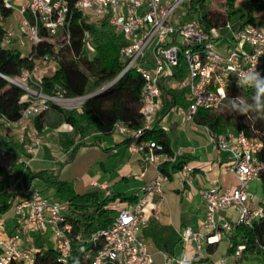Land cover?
I'll list each match as a JSON object with an SVG mask.
<instances>
[{"label":"built area","instance_id":"2783aa9c","mask_svg":"<svg viewBox=\"0 0 264 264\" xmlns=\"http://www.w3.org/2000/svg\"><path fill=\"white\" fill-rule=\"evenodd\" d=\"M189 0H0V7L9 10L16 23L3 27L1 46L15 49L22 56L31 54L33 67L22 68L14 76L0 75L8 84L23 90L20 103L24 104L21 116L16 121L2 117L5 125L24 126L29 117H36L51 109V102L73 109L78 105L58 87L49 96L44 92L43 77L56 70L54 56L35 57L34 49L43 40L57 46L69 44L70 24L75 11L82 13L87 23L103 26L106 30L120 33L124 38L120 55L121 72L104 87L114 84L130 69L142 77L141 93L142 126L131 129L121 120L115 122L113 133L125 138H139L153 128L158 108L162 103V88L178 89L184 93L186 105H176V111L185 120L193 122L199 110H216L227 98L228 90L238 87V75L233 70H256L264 75V29L256 24L243 27L228 21L224 27L204 29L197 17L184 20L185 3ZM7 17V18H8ZM43 32L45 34H43ZM229 38L225 51L219 49L218 40ZM84 40L90 53L92 35L86 30ZM181 60L186 75L176 77ZM54 63V64H52ZM53 65L52 69H50ZM43 68L48 71L43 72ZM62 91V92H61ZM90 96V95H88ZM87 97V96H86ZM85 101V100H84ZM84 101H79L83 104ZM81 108V106H80ZM79 108V109H80ZM73 129V127H70ZM213 148L227 156L226 169L232 172L238 184L228 190L221 189L212 181L203 193L205 218L199 228L186 226L182 238L186 249L192 248L191 256L184 255L178 264H192L207 256L210 244L228 240L229 249L234 248L230 237L238 225L252 228L264 222V200L258 202L250 184L264 179V162L258 154L262 142L249 137L244 131L229 128L225 133L210 131ZM23 139V134H22ZM133 139L128 147L132 153L141 155L145 165L154 166L155 177L140 189L137 201L117 199L112 205L116 216L112 224L91 234L89 243L101 242L98 250L90 255L91 264H151L141 231L149 225L147 207L150 197L157 195L159 203L164 196V181L167 175L161 170L167 161H175V155L158 152L161 145L155 141ZM34 145H26L31 152ZM15 161L11 151L0 144V171L8 178L6 190L16 194V202L9 216H0V264H35L36 255L53 248L59 253L58 260L67 262L74 238L82 240L81 234L73 235V223L69 215L70 201L39 189H29L21 184L15 174ZM186 172L193 171L184 165ZM102 189L108 185L101 184ZM111 195L107 190V196ZM157 207V205L155 206ZM234 209L235 219H227L223 211ZM11 222V223H9ZM52 234V243L41 245L28 243L25 236L37 237L40 233ZM247 250L246 242L238 244L230 255L241 261ZM254 252L264 256V240L256 239ZM224 260H222L223 262Z\"/></svg>","mask_w":264,"mask_h":264},{"label":"trees","instance_id":"16d2710c","mask_svg":"<svg viewBox=\"0 0 264 264\" xmlns=\"http://www.w3.org/2000/svg\"><path fill=\"white\" fill-rule=\"evenodd\" d=\"M238 0H222L223 11L208 8L204 9L206 0H189L183 9V19L188 20L197 17L205 30L210 32L214 27H224L230 21L235 26L243 27L247 24H256L261 14H264V0H246L243 7L237 8ZM10 15V11L0 7V16L5 20ZM71 40L69 44L57 46L49 40H43L34 49L35 57L54 56L57 60L56 70H50L43 77L45 94L54 95L58 87L65 90L67 96H78L92 94L88 96L80 109H68L51 102V109L61 115V122L70 124L73 127V134L81 139L75 143L74 136L70 142L76 147L85 146L87 143L83 138L95 133L96 140L105 135L113 133V126L116 121L121 120L131 129L138 130L142 126L141 114V93L143 89V79L135 69H130L121 76L114 84L106 89L97 92L107 82L113 80L122 70L120 50L124 44V38L120 33L106 30L103 26L90 24L85 21L82 13L75 11L70 24ZM88 30L92 35L91 44L94 53H90L84 40V32ZM4 28L0 24V73L14 76L22 68H30L34 65L31 54L22 56L21 52L4 48L1 46V38ZM43 34H45L43 32ZM179 73L176 77L182 78L186 75L184 62L181 60ZM264 76V75H263ZM103 89V88H102ZM163 94L168 97L163 103L162 113L165 114L178 102L186 105L187 101L183 92L178 89L162 88ZM254 90L249 87H236L228 90L224 104L230 103L231 98L241 97L243 100L251 101ZM23 90L14 85L8 84L7 80L0 75V118L16 121L21 116L24 104L20 103ZM50 109V110H51ZM230 109V106H229ZM199 110L195 116V122L205 125L215 134L226 132L228 127L234 126L237 130L244 131L249 137L257 138L262 142V148L258 157L264 162V119H247L243 115L233 113L230 110ZM47 111L35 117V124L40 129L45 121ZM2 122L0 120V130ZM135 137L125 138L124 144H129ZM138 141H155L161 145L160 153L175 155L171 149L170 138L158 125L146 130ZM66 146L68 145L65 143ZM176 161L165 162L161 170L172 179L174 174L182 170L185 160L181 156ZM28 170V183L39 177L54 187V196L70 201L69 218L73 223V235L81 234L82 240L74 238L72 250L67 262L58 260L59 253L48 248L36 255L35 264H73V258L79 257L80 264H91V257L101 242L89 243L87 240L91 234L99 229L110 226L116 216L113 203L120 199L134 203L137 196H125L121 193L105 196L100 189L85 192H77L73 184L67 180H61L58 173L53 175L46 170ZM13 200L4 205H0V214L8 216L16 202L15 194ZM162 239L159 242L151 239L153 228L151 223L143 229V238L146 241L148 251L161 248L164 251L175 252L180 243L179 234L171 227H162ZM151 234V235H150ZM256 239L264 240V222L256 223L254 227L247 228L238 225L230 237L234 248L246 242L247 250L244 258L250 255H261L254 252ZM219 247V242L210 244L207 247L208 253H214ZM234 248L229 249V253ZM263 258L264 256L261 255ZM196 262H204L196 260Z\"/></svg>","mask_w":264,"mask_h":264},{"label":"crops","instance_id":"0c3cea01","mask_svg":"<svg viewBox=\"0 0 264 264\" xmlns=\"http://www.w3.org/2000/svg\"><path fill=\"white\" fill-rule=\"evenodd\" d=\"M257 23L264 29V14H261ZM229 38L225 37L218 40V47L221 51H225ZM182 92L181 90H179ZM163 102L160 104L153 125H158L164 130L170 138L171 149L176 158L181 156L193 171L186 172L182 170L176 172L172 179L164 181V196L159 203V197L152 195L150 203L147 207V215L149 216V224L153 228L151 239H162V227L173 228L180 236L181 243L178 249L173 253L164 251L161 248H155L151 251L153 262L151 264H178V261L184 256L193 254L192 248L186 249L184 246L182 232L186 226L199 228L205 218V203L203 199L204 191L210 187L212 181H216L218 186L223 190H228L238 184L236 176L228 171L225 167L227 156L225 153L216 151L211 144V135L205 125L185 120L177 113L176 107H171L165 114L162 113ZM177 105H181L178 102ZM0 130V144L12 152L15 161V174L21 179V184L29 189H39L45 193L54 194L55 189L51 184L43 179L36 177L28 183V170L50 172L46 167L49 166L47 159L51 153L47 143L51 148L59 150H67L72 147L75 150V143L81 137L72 134L69 138L60 140V136L65 135L71 125L61 122V115L55 110L46 112L45 121L42 128H38L35 124V117H29L24 126L5 125L2 118ZM71 129V128H70ZM232 129V128H231ZM74 132V131H73ZM23 134V139H22ZM54 136L58 140H53ZM74 136L80 138L75 143H71L70 139ZM95 133L83 138L87 143L85 146L99 143L102 153L108 157L97 168L96 173L90 170V175H86L85 182L77 180L73 184L77 192L91 191L100 189L107 196V190L111 195L121 193L127 197L141 194L140 189L146 183L152 180L156 175V170L152 165H145L141 159V155L132 153L127 144H124V136L112 133L99 137L95 142ZM40 140L39 144H35L34 151L27 149L26 145L35 143ZM67 143L68 145L66 146ZM86 151V150H85ZM177 159H175L176 161ZM36 165L38 168H33ZM183 165V167H184ZM59 175V172H58ZM177 178V179H176ZM259 180V179H258ZM264 180V179H262ZM261 181V180H260ZM9 184L5 172L0 171V205H4L13 200L15 193L5 189ZM101 184L108 185L107 189H102ZM53 189V190H50ZM257 197L256 190H252ZM16 196V194H15ZM16 199V198H15ZM264 195L257 197V201H263ZM157 205V207H155ZM2 214H0L1 216ZM227 219H235L234 209L223 211ZM6 216V215H5ZM9 216V215H8ZM11 223V222H9ZM143 236L144 231H141ZM150 234V235H151ZM28 243L41 245L47 243L46 235L40 233L37 237L25 236ZM227 240V239H224ZM223 241V240H222ZM228 242V240H227ZM219 242V246H220ZM229 245V243H228ZM219 248V247H218ZM217 248V250H218ZM214 253H207L202 259L204 262H196L192 264H211L214 261ZM229 251V249H228ZM222 260H224L222 262ZM220 264H242L241 261L235 260L230 253L226 257L221 258ZM217 261V262H218Z\"/></svg>","mask_w":264,"mask_h":264},{"label":"rangeland","instance_id":"374dc122","mask_svg":"<svg viewBox=\"0 0 264 264\" xmlns=\"http://www.w3.org/2000/svg\"><path fill=\"white\" fill-rule=\"evenodd\" d=\"M246 4V0H238L237 1V8L243 7ZM205 10L208 8L216 9L218 11H223V4L222 0H206L204 7ZM198 17V16H197ZM16 23V20L14 19V16H10L6 18L5 20L2 19L0 16V24L3 27H12ZM54 64V63H52ZM53 65H51L50 69H52ZM45 73L48 71L46 68H43V72ZM102 88H99L97 92L102 91ZM62 92V91H61ZM65 94V93H64ZM88 95L90 94H83L78 96H72L73 103L75 105H78L77 108L79 109L81 104H79V101H84ZM67 96V95H66ZM87 96V97H86ZM70 97V96H68ZM168 97L166 94H163L161 101L167 100ZM57 104V103H56ZM61 107H65L64 105L57 104ZM230 103H226L222 105L218 110L229 111ZM236 129L234 126L228 127L226 131L229 129ZM65 135L67 136H60V140H62L64 137L67 139L72 136L73 129H68L65 131ZM80 138L76 137L75 140L78 141ZM53 140L57 141L58 137L54 136ZM49 147V152L51 153L50 158L47 159V162L49 166L46 168L52 172L53 175L59 172V179L61 180H67L71 183H74L77 180H83V183L85 182L86 175H90V170H93L94 173H96V170L98 167L102 165V162H104L105 159L108 158L102 153V148L99 143L89 145V146H80L76 147L75 150H72V147L67 150H59L58 148H51V145L47 143ZM86 150V151H85ZM33 168H38L36 165L33 166ZM91 176V175H90ZM177 179V178H176ZM251 190H256L257 197L264 195V180H254L250 184ZM53 190V189H50ZM46 239L52 243V234L49 232L46 235ZM229 245L227 240H223L220 243V246L217 250V252L214 255V261L216 263L211 264H220V260L223 257H226L229 253L228 251ZM218 261V262H217ZM230 264V263H228ZM242 264H264V258L261 255H250L248 258H244L242 260Z\"/></svg>","mask_w":264,"mask_h":264},{"label":"clouds","instance_id":"9594fccd","mask_svg":"<svg viewBox=\"0 0 264 264\" xmlns=\"http://www.w3.org/2000/svg\"><path fill=\"white\" fill-rule=\"evenodd\" d=\"M238 75V87H249L254 90L251 101L234 97L230 100V111L245 116L247 119H264V76L256 67L249 70H233ZM227 95V93H225ZM73 264H80L79 257L73 258Z\"/></svg>","mask_w":264,"mask_h":264},{"label":"water","instance_id":"95a60500","mask_svg":"<svg viewBox=\"0 0 264 264\" xmlns=\"http://www.w3.org/2000/svg\"><path fill=\"white\" fill-rule=\"evenodd\" d=\"M107 87H104L102 90H104V89H106ZM90 95H92V94H90Z\"/></svg>","mask_w":264,"mask_h":264}]
</instances>
